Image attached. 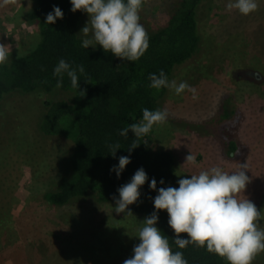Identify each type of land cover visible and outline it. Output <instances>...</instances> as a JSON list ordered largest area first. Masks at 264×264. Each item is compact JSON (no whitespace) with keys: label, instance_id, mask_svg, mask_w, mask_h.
<instances>
[{"label":"rangeland","instance_id":"obj_1","mask_svg":"<svg viewBox=\"0 0 264 264\" xmlns=\"http://www.w3.org/2000/svg\"><path fill=\"white\" fill-rule=\"evenodd\" d=\"M177 1L144 0L140 16L146 31L163 28ZM227 3L202 0L198 6L199 52L170 78L195 87L198 99L187 91L177 96L164 89L159 107L168 111V120L147 135L148 146L151 152L174 155L179 179L213 166L233 173L239 171V163L247 162L251 182L244 195L261 210L264 0H258L257 11L247 16L227 11ZM34 4L35 0H8L0 6V43L10 51L3 65L28 55L38 44L39 30L28 21ZM87 20L88 16L81 29ZM70 96L59 91L15 93L0 104V264H123L139 243L136 237L145 218L117 215L114 203L86 198L55 208L43 200L58 183L72 143L65 138L45 139L37 122L45 102ZM226 107L236 111L229 120H224ZM231 136L242 147L240 152L230 154ZM190 153L199 168L183 165ZM253 264H264V253Z\"/></svg>","mask_w":264,"mask_h":264},{"label":"trees","instance_id":"obj_2","mask_svg":"<svg viewBox=\"0 0 264 264\" xmlns=\"http://www.w3.org/2000/svg\"><path fill=\"white\" fill-rule=\"evenodd\" d=\"M201 2L178 0L166 25L147 32L149 48L145 54L139 60L129 62L105 53L101 47L95 50L81 47L78 32L87 14L73 13L70 0H35L28 21L38 28L39 42L28 55L0 65V104L15 93L34 95L59 91L71 95L68 100L45 102L37 122V130L45 139L65 138L72 143L70 152L64 156L58 183L43 195L49 206L61 208L86 198L98 203H114L112 197L118 195L117 189L143 168L149 181L140 189L139 201L129 207L133 215L145 218L155 211L152 200L157 192L148 187L152 178L157 181V190L161 186L178 187L176 161L171 152H151L147 136L137 140L130 132L125 138L119 136L118 131L139 122L142 109H160L159 100L164 89L150 88L149 74L163 70L170 79L176 68L198 54L197 8ZM54 6L62 10L63 19L54 25L45 24L47 14ZM61 58L74 65H84L80 89L73 88L66 75L63 86L56 87L59 78L53 75V69ZM223 112L224 120L236 115V111L231 113L228 107ZM117 142L121 149L113 158L108 145ZM133 143L140 146L132 151L131 163L118 179L110 169L118 165L120 156L129 155L127 150ZM228 148L230 154L242 149L232 136ZM161 179L164 185H160ZM167 221V212L161 211L157 227L169 237L173 251L183 252L188 264H227L225 259L206 248L189 245L183 250L178 249L172 241L175 234Z\"/></svg>","mask_w":264,"mask_h":264},{"label":"clouds","instance_id":"obj_3","mask_svg":"<svg viewBox=\"0 0 264 264\" xmlns=\"http://www.w3.org/2000/svg\"><path fill=\"white\" fill-rule=\"evenodd\" d=\"M8 0H0V6ZM73 13L87 14L88 20L78 35H82L81 47L96 49L101 47L105 53L135 62L149 48V36L141 23L140 11L144 0H70ZM258 0H228L226 10H236L247 16L258 9ZM62 10L54 6L45 18V24L54 25L63 19ZM7 44L0 43V65L9 59ZM85 74L84 65H74L61 58L53 69L58 77L56 87L63 86L66 75L73 88L80 89V76ZM149 87L157 91L168 89L179 96L190 92L192 99L197 100V89L187 82L177 83L170 80L161 70L148 77ZM169 113L166 109H142V119L118 131V135L127 138L129 133L135 139L147 136L154 128L167 122ZM140 146V145H139ZM133 143L128 148L129 155L120 156L118 165L110 169L119 179L126 167L131 163V153L137 147ZM110 155L115 158L121 145L117 142L108 145ZM185 164L199 168L195 155L185 157ZM248 164L239 163V171L229 173L220 166L200 170L178 179V187L161 186L157 190V181L152 178L148 187L157 192L152 200L155 211L141 222L132 255L123 264H188L182 251H173L169 237L158 227L159 213L166 211L168 226L174 232L172 241L178 249L189 245L206 248L225 259L227 264H253L257 255L264 253V209L258 210L255 203L244 195L251 182ZM149 181L143 168L138 169L131 180L117 189L118 195L112 200L115 204L113 212L117 215L134 216L130 205L140 199V189ZM164 185V180H160ZM186 234V235H183Z\"/></svg>","mask_w":264,"mask_h":264}]
</instances>
